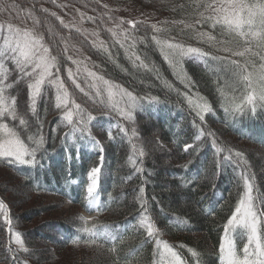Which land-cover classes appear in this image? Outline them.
<instances>
[{
  "label": "trees",
  "instance_id": "1",
  "mask_svg": "<svg viewBox=\"0 0 264 264\" xmlns=\"http://www.w3.org/2000/svg\"><path fill=\"white\" fill-rule=\"evenodd\" d=\"M204 2L55 0L53 3V0H5L6 4L17 7L0 13V21L12 19L19 23L28 10L34 9L35 15L46 21L42 30L46 39L54 42V48L55 43L63 47L61 36L70 37L71 43L77 46L83 41L82 53L89 58L86 61L88 66L143 98L141 103L144 107L134 109L129 121L103 105L93 103L68 80L67 69L75 70L76 66L61 56V79L65 81L70 97L96 117L90 126L91 132L101 141L103 149V157L100 158L99 150L90 152L82 145L83 142H78L81 149L77 159V146L67 145L62 140L69 127L62 123L61 110L55 106V89L46 86V95L38 100V121L29 109L27 81L14 84L9 93L16 97L17 111L31 127L25 130L19 125V120L5 119L3 122L15 127L26 143H29L28 136L38 129L46 142L44 149L37 153L39 163L35 167L9 164L0 159V201L5 204L11 220V225L7 224L3 212H0V264H155L160 259L158 255L154 256L156 240L148 238L145 229L139 226L142 205H146L150 218L156 224L159 239L171 245L188 264H196L188 249L199 254V264H221L219 245L223 225L235 209L243 191V182L238 170L234 171V165L223 163L217 168V160H222L224 154L217 156L208 133H215L220 146L244 154L249 172L254 174L255 184L264 194V110L258 109L255 115L249 111L235 117L223 111L217 88L223 86L225 80L231 81V72L218 71L224 65L212 61L211 56H228L216 41L229 38L222 34L219 26L213 28L210 22L196 23L200 19L198 13L204 10L199 5ZM41 8H47L48 13L41 12ZM52 12L65 23L75 24L88 33L97 32L113 59H109L108 52L92 47V38L85 41L75 28H64L56 17L50 15ZM88 17H93L94 22ZM121 19L139 22L135 30H130L136 38L135 51L150 68L158 70L159 78L156 71L133 67L124 48L115 42L109 29L115 27L113 21ZM174 21H184L192 27L186 28L185 23ZM153 24L167 31L155 33ZM47 25L52 26L54 37L48 34ZM122 27L129 26L124 24ZM200 32L209 33L216 41L198 38ZM153 35L174 37L185 45L199 47L209 53L205 58L207 66L204 61L195 59L181 63L192 82L191 91L174 75V69L162 57ZM131 43L129 40L125 46ZM232 46L237 47L236 44ZM253 48L259 51L254 45ZM260 56H264V51L250 59L259 66L262 62ZM232 59L243 62L244 58ZM15 78L13 74L11 79ZM165 81L173 88L169 89ZM79 82L83 86V80ZM175 89L189 95L198 93L205 98L213 111L205 115L203 124L184 96L178 95ZM240 94V91L235 93L236 96ZM228 95L231 97L233 94L229 92ZM151 97H157L158 102H152ZM40 122H43L42 129ZM115 125L128 129V134L121 133ZM200 128L204 129L205 135L197 140L195 137ZM133 129L135 136L132 135ZM109 132L112 133L111 139ZM158 138L164 140L166 146ZM133 144L137 148L135 153ZM186 144L192 145L187 151L183 148ZM66 147L71 151L70 164L67 163ZM139 150H143V157L139 156ZM130 156L136 161L135 165ZM47 162L50 166L42 169L41 165ZM96 166L101 167V205L98 215L88 226H111L118 236L115 243L103 238L92 243L89 235L80 231L84 226L80 211L88 209L82 197L86 175ZM137 167L142 171L137 172ZM71 180H76L77 185H72ZM142 187L143 193L140 191ZM179 197H182L181 201ZM66 201L72 204L70 210L63 209ZM261 207L264 209V204ZM12 232L20 233L27 251H22L14 243ZM245 240L242 233L236 238V247L241 255ZM113 247L116 251H109Z\"/></svg>",
  "mask_w": 264,
  "mask_h": 264
},
{
  "label": "snow or ice",
  "instance_id": "2",
  "mask_svg": "<svg viewBox=\"0 0 264 264\" xmlns=\"http://www.w3.org/2000/svg\"><path fill=\"white\" fill-rule=\"evenodd\" d=\"M53 3H55V0H53ZM16 7L15 4L8 5L5 0H0V13ZM199 7L204 10L198 13L200 19L196 23L210 22L213 28L219 26L222 34L229 38L216 41V38L209 33H198V38L203 39L206 37L209 42L216 41L222 46L220 50L229 54L228 56H211L212 61L224 65L223 69H218V71L231 72V81L225 80L224 85L217 88L222 98L221 107L223 111L235 117L237 114L245 115L249 111L255 115L258 109L264 110V62L257 66L250 59L252 56H259L260 51H264V0H205ZM40 11L48 13L49 10L41 8ZM9 15L11 16L10 12ZM50 15L56 17L64 28L69 30L75 28L77 32L84 36L85 41L92 38V47L108 52L109 59H113L104 41L99 39L97 32L88 33L75 24L65 23L55 12L50 13ZM81 16H83V13H81ZM109 19L113 20L112 17H109ZM88 20L94 22L93 17H88ZM113 22L115 27L109 29V31L115 42L121 48H124L125 55L132 62L133 67L156 71L159 78L158 70L150 68L135 51L136 38L131 35L130 30H135L139 22L123 19ZM174 23L185 22L174 21ZM124 24L129 27L123 28ZM45 25L46 21H42L40 17L36 16L34 9L28 10L19 23H14L12 19L0 21V159L6 160L9 164L35 167L39 163L37 153L44 149L46 142L42 131L38 129L36 133L28 136L29 143H26L15 127L3 122L5 119L19 120V125L25 130L31 127L29 121L18 113L16 97L11 96L9 93L14 84L24 80L27 81L29 109L33 115L37 116L38 121V100L46 95V86L50 85L55 89V106L61 110L62 123L69 127V131L64 134L62 140L67 145H77V158H79L78 142L86 141L93 148L100 145V142L92 135L90 127L96 117L70 97L65 81L61 79V56L76 66L75 70L72 68L67 69L68 80L81 93L88 96L93 103H99L109 111L116 112L122 119L129 121L132 120L134 109L144 107L141 103L143 98L134 95L132 91L113 82L111 79L105 78L104 75L93 71L88 66L86 61L89 58L83 56L82 53L83 41L77 46L71 43L70 37L61 36L60 41L63 42V47L61 48L59 43H55L54 48V42L47 40L42 30ZM185 27L190 28L192 25L185 23ZM152 29L155 33L167 31V29L158 27L156 24L152 25ZM47 32L49 35L55 36L51 25H47ZM152 39L159 48L164 60L174 69V75L191 91L192 82L181 67V63L185 58H188L204 61L207 66L205 58L209 57V53L199 47L185 45L174 37L161 38L159 35H153ZM129 40L132 43L126 47V42ZM233 44H236L237 47L234 48ZM253 45L259 51H254ZM82 56L83 58H81ZM232 57L244 59L241 62L240 59H232ZM260 59L264 61V56H260ZM137 61H139L138 65ZM13 74L16 76L14 80L11 79ZM81 79L83 80V86L79 82ZM165 84L169 89L173 88L172 84L167 81H165ZM175 90L178 95L184 96L188 105L195 111L196 117L203 124L205 115L213 111L205 98L198 93L189 95L188 93H180L179 89ZM237 91L241 93L239 96L235 95ZM229 92L233 94L231 97L228 95ZM150 100L158 102L157 97H151ZM193 124L196 126L195 119ZM115 126L119 127L121 133L128 134V129L122 125ZM42 128L43 122H40V129ZM108 135L111 139L112 133L109 132ZM132 135H136L134 129ZM204 135V129L200 128L195 138L200 140ZM208 135L212 137V146L217 156L220 157L222 153L224 154L222 160H217V168L223 163L234 165V171L238 170V176L243 182V191L240 193L235 209L223 225L219 245L221 264H264V209L261 207L264 204V194L260 193L257 188L256 178L254 174L249 172L244 154L241 151L220 146L217 143L215 133L209 132ZM132 147L135 153L137 151L136 145L133 144ZM190 147L192 145L186 144L185 151ZM65 151L70 158V147H66ZM139 156H144L143 150H139ZM129 159L135 165L136 161L131 156ZM136 171L140 172L142 169L137 167ZM100 173V166L92 167L87 172L88 183L85 188V198L90 211L99 210L96 191ZM140 191L143 193V187ZM142 208L139 226L145 229L148 238L156 240L154 256L158 255L160 259L155 264H188L171 245L159 239V231L150 218L146 205H142ZM0 212H3L5 222L11 225L9 213L2 201H0ZM80 219L84 223L80 231L87 233L92 243L100 238L111 240L113 243L118 239L111 226L97 227V225L92 224L89 227L88 224L93 220V217H81ZM179 222L184 223V221ZM238 229L242 230V233L247 236V243L244 244L242 255L236 247V238L241 234L237 231ZM12 238L22 251H27L19 232H12ZM109 251L115 252L116 248L113 247ZM188 251L196 259V264H199V254L194 249H188ZM131 254L129 253V255Z\"/></svg>",
  "mask_w": 264,
  "mask_h": 264
},
{
  "label": "rangeland",
  "instance_id": "3",
  "mask_svg": "<svg viewBox=\"0 0 264 264\" xmlns=\"http://www.w3.org/2000/svg\"><path fill=\"white\" fill-rule=\"evenodd\" d=\"M127 46H128V44H127ZM186 59H188V58H185L184 60H186ZM183 60V61H184ZM195 61H198V60H195ZM262 62H264V61H262ZM182 68H183V70H184V72L186 73V70L184 69V66H183V64H182V66H181ZM186 75H187V73H186ZM187 77H188V75H187ZM69 91V90H68ZM97 139V138H96ZM99 142H100V145L98 146V147H95V148H93L92 147V145L90 144V143H88V142H83V144L82 145H85V147L86 148H88V150L90 151V152H93V153H96L97 152V150H99V155H100V158H102L103 157V152H101V148H102V143H101V141L99 140V139H97ZM158 140H159V142L162 144V145H164V146H166L163 142H165L164 140H162L161 138H158ZM79 145L81 144V143H78ZM77 146V145H76ZM80 146H79V158H80ZM77 152V151H76ZM67 163L68 164H70L71 162H72V158L70 157L69 158V155L67 154ZM76 158H77V154H76ZM78 159V158H77ZM50 166V163H48L47 165H44V166H42L41 168L42 169H46V168H48ZM70 183L71 184H75L76 183V181H70ZM50 198H51V196H50ZM179 200L181 201L182 200V197H179ZM72 207V204L71 203H69L68 201H66L65 202V204H64V206H63V209H68V210H70V208ZM23 213L25 212V211H22ZM58 214H60V213H57V215ZM64 214V213H63ZM80 215L82 216V217H89L90 216V214H88V212L86 213V211H80ZM29 225L31 224L30 222L28 223ZM240 233H242V230H240ZM243 234V233H242ZM245 238H246V240H245V243H247V236L245 235ZM244 243V244H245ZM243 247H244V245H243ZM243 247H242V249H243Z\"/></svg>",
  "mask_w": 264,
  "mask_h": 264
},
{
  "label": "bare ground",
  "instance_id": "4",
  "mask_svg": "<svg viewBox=\"0 0 264 264\" xmlns=\"http://www.w3.org/2000/svg\"><path fill=\"white\" fill-rule=\"evenodd\" d=\"M73 201V200H72ZM70 203V202H69Z\"/></svg>",
  "mask_w": 264,
  "mask_h": 264
}]
</instances>
